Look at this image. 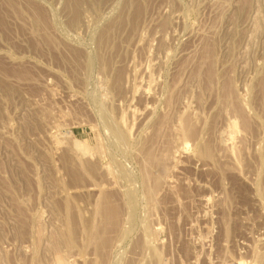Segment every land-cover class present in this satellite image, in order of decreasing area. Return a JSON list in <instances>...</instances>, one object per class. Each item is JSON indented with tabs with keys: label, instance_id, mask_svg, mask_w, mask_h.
Here are the masks:
<instances>
[{
	"label": "rangeland",
	"instance_id": "obj_1",
	"mask_svg": "<svg viewBox=\"0 0 264 264\" xmlns=\"http://www.w3.org/2000/svg\"><path fill=\"white\" fill-rule=\"evenodd\" d=\"M263 94L264 0H0V264H264Z\"/></svg>",
	"mask_w": 264,
	"mask_h": 264
},
{
	"label": "bare ground",
	"instance_id": "obj_2",
	"mask_svg": "<svg viewBox=\"0 0 264 264\" xmlns=\"http://www.w3.org/2000/svg\"><path fill=\"white\" fill-rule=\"evenodd\" d=\"M74 3V2H73ZM264 95V94H263ZM153 160V159H152ZM157 163V162H156Z\"/></svg>",
	"mask_w": 264,
	"mask_h": 264
}]
</instances>
